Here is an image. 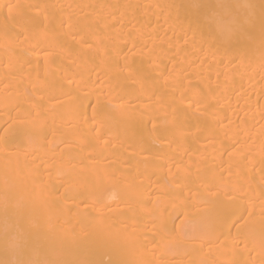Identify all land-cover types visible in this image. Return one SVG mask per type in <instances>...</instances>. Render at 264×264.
I'll list each match as a JSON object with an SVG mask.
<instances>
[{"label": "bare ground", "instance_id": "bare-ground-1", "mask_svg": "<svg viewBox=\"0 0 264 264\" xmlns=\"http://www.w3.org/2000/svg\"><path fill=\"white\" fill-rule=\"evenodd\" d=\"M190 3L0 0V264H264L259 8Z\"/></svg>", "mask_w": 264, "mask_h": 264}, {"label": "snow or ice", "instance_id": "snow-or-ice-1", "mask_svg": "<svg viewBox=\"0 0 264 264\" xmlns=\"http://www.w3.org/2000/svg\"><path fill=\"white\" fill-rule=\"evenodd\" d=\"M189 7L193 16L190 22L195 23L197 27H208L210 37L222 41H228L234 36H248L257 23L256 9L259 8V25L261 34L264 36V0H259L258 5L253 0H246L236 5L220 0L216 5L219 11L203 14L200 11L203 7L201 0H191ZM3 239L6 245L12 246L23 242L19 233L14 235L8 226L4 229ZM23 243L27 251L26 242ZM10 264H84V262L20 259Z\"/></svg>", "mask_w": 264, "mask_h": 264}]
</instances>
